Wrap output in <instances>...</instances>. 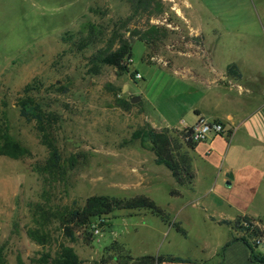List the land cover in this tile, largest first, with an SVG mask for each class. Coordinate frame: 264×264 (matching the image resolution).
Returning a JSON list of instances; mask_svg holds the SVG:
<instances>
[{"label": "rangeland", "instance_id": "rangeland-1", "mask_svg": "<svg viewBox=\"0 0 264 264\" xmlns=\"http://www.w3.org/2000/svg\"><path fill=\"white\" fill-rule=\"evenodd\" d=\"M187 1L152 0L149 11L136 13L129 0H0V124L26 149L19 157L0 154L3 264H30L42 250L54 251L60 242L72 246L82 264H114L101 259L105 247L115 240L134 258L190 260L155 264L237 263L235 247L225 260L222 250L217 254L219 242L229 239L226 232L204 223V210L195 196L187 192L183 198L170 196L172 187L182 188L164 165L154 163L150 142L132 139L146 123L142 100L132 102L135 96L182 106L195 98L200 87L163 64L193 65L210 73V65L221 69L235 63L232 70L238 75L239 67L244 81L258 79L264 87V0ZM182 10L194 26L201 27L205 52ZM132 14L127 26L120 28L133 41L129 72L120 75L117 68L102 65L99 74H92L90 57L106 47L114 24ZM87 21L98 24L99 32L94 43L79 50L74 42L87 34ZM148 51L162 59L151 60ZM176 52L185 54L171 58ZM33 81L41 84L34 95L59 117L53 127L62 157L58 174L42 171L49 156L43 132L36 121L20 115L19 97ZM127 84L130 88L124 91ZM121 101H129V107H122ZM102 194H146L166 210L168 222L148 209L115 210L106 220H94L99 232L94 230L93 242H87L83 230L71 240L62 235L55 218L40 220V208L52 212L82 206L89 196ZM38 219L51 235L46 248L27 233L39 227ZM251 224L261 226L241 219L237 237L246 238L259 254L255 239L260 234H252Z\"/></svg>", "mask_w": 264, "mask_h": 264}, {"label": "crops", "instance_id": "crops-1", "mask_svg": "<svg viewBox=\"0 0 264 264\" xmlns=\"http://www.w3.org/2000/svg\"><path fill=\"white\" fill-rule=\"evenodd\" d=\"M181 16L189 28L195 29V35L202 44L201 51L205 52L201 27L194 26L184 10ZM181 54L185 53L176 52L171 58L183 56ZM146 55H150L151 60L162 59L150 51ZM233 64L221 69L210 65V73L193 65L163 64L172 69L175 76L184 74L181 79L195 82L200 89L194 92L196 96L193 100H186L182 106L169 100L161 104L141 98V113L150 126L158 130L171 129L179 140L181 131L178 130L201 121L217 120L225 125L224 134L210 135L194 149L183 145L181 152L188 154L195 173L191 186L180 185L167 166L156 163L155 153L153 160L157 165H164L173 176L175 184L182 188L172 187L179 194L171 195L170 189L171 197L183 198L185 192L195 196L197 206L204 210V223L226 232L229 240L219 242L217 254L222 250L225 260L231 247H235L239 253L235 264H262L251 260L247 245L235 239L238 232L236 228L222 222H234L238 217L249 216L264 227V87L258 84V79L244 81V74L239 67L238 75L230 68L236 65ZM186 85L189 88V84ZM124 87L129 89L130 85ZM186 93L190 98L191 91ZM230 175L233 177L230 178ZM206 176H209L208 180H205ZM229 181L230 185L227 184Z\"/></svg>", "mask_w": 264, "mask_h": 264}, {"label": "trees", "instance_id": "trees-1", "mask_svg": "<svg viewBox=\"0 0 264 264\" xmlns=\"http://www.w3.org/2000/svg\"><path fill=\"white\" fill-rule=\"evenodd\" d=\"M129 1L136 13L139 11H149L152 5V0ZM133 16L134 14L127 17L125 20L121 21V24H114V28L108 42L106 43V47L98 50L90 57V72L92 74H99L101 72L102 65H110L117 68L120 75L129 72V65L132 62L133 55V41L129 37H126L125 34L120 33V28L126 27ZM85 24L87 34L77 40V42H74L79 50L87 48L89 45L94 43V40L99 32L98 24L89 21ZM129 35L130 37L133 36L131 32ZM230 68L232 69L233 66ZM40 86L41 84H36V81H33L24 87L23 94L19 97L18 101L20 115L28 121H36L38 127L43 132V142L49 149V156L42 167V171L50 174H58L61 172L62 157L53 138V127L58 122L59 117L55 113L46 109L47 105L43 99L34 95V91L39 89ZM129 104V101H121L122 107L128 108ZM190 133L191 127L184 128L179 133L181 136V140H179L174 135L173 130L168 128L158 130L146 123L133 132L132 139L142 138L143 140H148L150 142L151 149L156 155V163L167 166L180 185L191 186L195 173L191 168L188 154L186 152H181L183 145L194 149L199 143L194 142L190 138ZM25 151V147H23L9 132L8 128L1 123L0 154L19 157L24 154ZM75 163L76 159L72 158L71 165L74 166ZM170 194L178 195L179 192L176 189H171ZM121 209H148L160 216L164 221L168 222L169 215L166 210L146 194H136L132 197H117L114 195L104 194L91 195L85 200V203L82 206H67L52 212L47 211L44 208H40L39 217L41 218L40 220L44 222H48L50 219L55 218L62 231V235L66 238L74 240L76 238V232L78 230H83L85 233V240L87 242H93L94 230L92 228V224L94 220L96 218L106 220L112 212ZM241 219L254 221L249 216H241L234 222L227 220L222 222L231 224L234 228H236L237 225L240 224ZM40 220L38 219L37 223H40ZM45 225V223L43 225L40 223L39 227H34L27 231L28 236L44 248H46L51 239V235L46 230ZM251 226L253 227L252 234H260V236L264 238V227L262 225L259 226L257 224H251ZM235 239L242 240L244 244L247 245L250 249L251 260L264 264V253L256 254L253 246L246 238L235 237ZM4 253L5 248L2 246L0 247L1 264H3ZM109 261H113L114 264H155L174 261L190 262L189 259L172 256L153 257L146 255L134 258L127 253L124 246L116 240L105 247V254L101 259V262L103 263H109ZM30 264H82V261L72 246L67 245L65 242H60L57 249L54 251L51 248L42 250L39 256L32 258Z\"/></svg>", "mask_w": 264, "mask_h": 264}, {"label": "built area", "instance_id": "built-area-1", "mask_svg": "<svg viewBox=\"0 0 264 264\" xmlns=\"http://www.w3.org/2000/svg\"><path fill=\"white\" fill-rule=\"evenodd\" d=\"M138 78H141V74H136ZM191 127L190 138L194 142H201L207 140L210 135H220L225 133V125L221 121H201L199 124H194ZM103 220V219H102ZM93 230L95 232H99V229L95 225L92 224ZM255 244L259 248V250L264 253V238L259 236L255 239Z\"/></svg>", "mask_w": 264, "mask_h": 264}, {"label": "water", "instance_id": "water-1", "mask_svg": "<svg viewBox=\"0 0 264 264\" xmlns=\"http://www.w3.org/2000/svg\"><path fill=\"white\" fill-rule=\"evenodd\" d=\"M124 91L126 90V87H124V89H123ZM140 97L139 96H135L133 99H132V102H138V101H140ZM231 177H233V175H230V178ZM228 185H230L231 183H230V181L227 183Z\"/></svg>", "mask_w": 264, "mask_h": 264}]
</instances>
